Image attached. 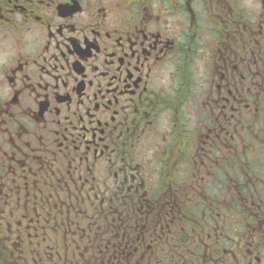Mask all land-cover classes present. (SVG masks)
<instances>
[{
  "label": "flooded vegetation",
  "instance_id": "flooded-vegetation-1",
  "mask_svg": "<svg viewBox=\"0 0 264 264\" xmlns=\"http://www.w3.org/2000/svg\"><path fill=\"white\" fill-rule=\"evenodd\" d=\"M0 264H264V0H0Z\"/></svg>",
  "mask_w": 264,
  "mask_h": 264
}]
</instances>
